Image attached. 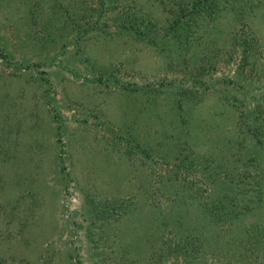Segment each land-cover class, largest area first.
I'll return each instance as SVG.
<instances>
[{"label": "rangeland", "instance_id": "rangeland-1", "mask_svg": "<svg viewBox=\"0 0 264 264\" xmlns=\"http://www.w3.org/2000/svg\"><path fill=\"white\" fill-rule=\"evenodd\" d=\"M215 6L0 0V264H264V0Z\"/></svg>", "mask_w": 264, "mask_h": 264}, {"label": "trees", "instance_id": "trees-1", "mask_svg": "<svg viewBox=\"0 0 264 264\" xmlns=\"http://www.w3.org/2000/svg\"><path fill=\"white\" fill-rule=\"evenodd\" d=\"M151 2H157L158 5L163 6V7L165 6L167 8L168 17L165 23H168V24H167V27H165L166 28L165 33L166 34L168 33L169 34L168 36L172 37L173 39H177L178 37H180L179 36L180 33L179 34L175 33V35H173L171 33V29H174L176 27H185L186 29H189V27L184 26V24H187L186 22L187 20H190L191 22L194 17L199 16L201 13L204 14V12H210L211 10L215 12V16H216L220 12V9L219 10L217 9L221 7V6H215L216 0H176V1L174 0L173 4L172 2L165 3L162 0H151ZM221 8L222 10H224L225 6H222ZM137 20H138V25L135 26L136 27L135 30L137 34H141L142 31L139 26H141L142 23L145 22V20L141 18H138ZM130 26L132 25L130 24ZM226 177H225V180H226ZM237 178H238V175H237Z\"/></svg>", "mask_w": 264, "mask_h": 264}]
</instances>
